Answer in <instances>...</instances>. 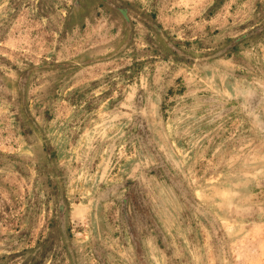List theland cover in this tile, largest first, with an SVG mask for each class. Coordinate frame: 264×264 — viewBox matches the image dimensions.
I'll list each match as a JSON object with an SVG mask.
<instances>
[{
	"label": "rangeland",
	"instance_id": "374dc122",
	"mask_svg": "<svg viewBox=\"0 0 264 264\" xmlns=\"http://www.w3.org/2000/svg\"><path fill=\"white\" fill-rule=\"evenodd\" d=\"M130 1L0 0V264H137L132 189L146 264H264V0Z\"/></svg>",
	"mask_w": 264,
	"mask_h": 264
},
{
	"label": "flooded vegetation",
	"instance_id": "af4514ba",
	"mask_svg": "<svg viewBox=\"0 0 264 264\" xmlns=\"http://www.w3.org/2000/svg\"><path fill=\"white\" fill-rule=\"evenodd\" d=\"M12 1L15 2L19 0ZM31 1H35L37 5L42 6L44 5L45 0ZM73 5L74 10L76 11H82L84 8H86L88 12L92 11L93 18L95 17L96 20L107 18L108 21H111L112 19L117 18L119 23L121 22L124 26L123 28L126 30L131 29V16L137 14L130 0H73ZM112 30L113 29H111V31ZM170 49L176 54L175 48L171 46ZM26 78L27 75L23 77L22 82H24ZM4 88H6V84L0 74V91L4 90ZM141 131L145 136L147 146L150 149L154 148V155L158 159L157 149L149 141L145 127H141ZM159 164L161 165L160 160ZM160 165H154L152 169L154 170L155 167H159ZM158 169L163 171V168L161 167ZM163 173H165V171H163ZM144 192V190L137 192L132 189V191L128 192L121 201V215L125 226V232L131 247L133 248L134 262L137 264H146L148 258L144 253L145 247L142 241V234L146 231V226L149 224L154 228H157L156 222L153 220L150 213V206H148L147 201L143 197Z\"/></svg>",
	"mask_w": 264,
	"mask_h": 264
}]
</instances>
